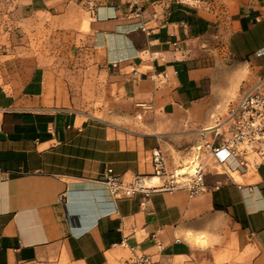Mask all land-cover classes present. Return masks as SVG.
Segmentation results:
<instances>
[{"label":"crops","instance_id":"obj_1","mask_svg":"<svg viewBox=\"0 0 264 264\" xmlns=\"http://www.w3.org/2000/svg\"><path fill=\"white\" fill-rule=\"evenodd\" d=\"M261 77L264 0H0V264H264V163L196 196L98 182L175 169Z\"/></svg>","mask_w":264,"mask_h":264},{"label":"built area","instance_id":"obj_2","mask_svg":"<svg viewBox=\"0 0 264 264\" xmlns=\"http://www.w3.org/2000/svg\"><path fill=\"white\" fill-rule=\"evenodd\" d=\"M141 0H131L133 5ZM89 8L91 5L88 4ZM141 25L136 26L140 29ZM152 174L135 176L122 182L111 170L98 180L115 199L140 195L148 198L154 193H172L185 189L189 196L205 191L204 174L212 171L230 178L256 171L264 163V77L228 102L225 112L213 125L200 131V140L190 148L186 160L169 170L166 157L155 149L151 153ZM246 234L251 231L246 229ZM121 244L126 246V239ZM158 251L162 250L156 242ZM123 264H156L150 256L130 248Z\"/></svg>","mask_w":264,"mask_h":264},{"label":"rangeland","instance_id":"obj_3","mask_svg":"<svg viewBox=\"0 0 264 264\" xmlns=\"http://www.w3.org/2000/svg\"><path fill=\"white\" fill-rule=\"evenodd\" d=\"M178 159V157H176V160ZM175 164H177V161H175Z\"/></svg>","mask_w":264,"mask_h":264},{"label":"bare ground","instance_id":"obj_4","mask_svg":"<svg viewBox=\"0 0 264 264\" xmlns=\"http://www.w3.org/2000/svg\"><path fill=\"white\" fill-rule=\"evenodd\" d=\"M236 180H239V178L237 177Z\"/></svg>","mask_w":264,"mask_h":264}]
</instances>
